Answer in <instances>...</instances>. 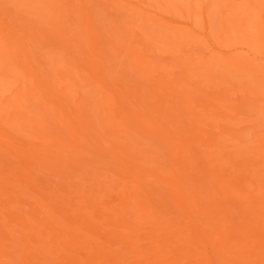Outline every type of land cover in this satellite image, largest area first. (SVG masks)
Listing matches in <instances>:
<instances>
[{
  "label": "rangeland",
  "instance_id": "1",
  "mask_svg": "<svg viewBox=\"0 0 264 264\" xmlns=\"http://www.w3.org/2000/svg\"><path fill=\"white\" fill-rule=\"evenodd\" d=\"M18 1L0 264H264V0Z\"/></svg>",
  "mask_w": 264,
  "mask_h": 264
},
{
  "label": "bare ground",
  "instance_id": "2",
  "mask_svg": "<svg viewBox=\"0 0 264 264\" xmlns=\"http://www.w3.org/2000/svg\"><path fill=\"white\" fill-rule=\"evenodd\" d=\"M21 1H24V0H21ZM21 1H18V2H21ZM162 1H163V0H162ZM29 2H30V1H29ZM33 3H34V2H33ZM16 4H17V1H16ZM28 4H30V3H28ZM43 4H44V7H45V5H46L45 2H44ZM18 5H19V4H18ZM18 5H17V6H18ZM50 5H51V4H50ZM53 5H54V3H53ZM249 5H251V2H249ZM26 6H27V5H26ZM29 6H31V4H30ZM32 6H33V5H32ZM32 6H31V7H32ZM171 6H172V4H171ZM19 7H20V6H19ZM31 7H30V8H31ZM44 7H43V8H44ZM51 8H52V7H51ZM26 9H27V7H26ZM49 9H50V8H49ZM166 9H167V8H166ZM30 10H31V9H30ZM38 10H39V9H38ZM44 10H46V8H45ZM167 10H168V9H167ZM250 10H251V9H250ZM39 11H40V10H39ZM42 11H43V10H42ZM178 12L181 13L180 10H178ZM188 12H191V10H189ZM242 12H243V11H242ZM41 13H42V12H41ZM14 14H15V13H14ZM29 15H30V14H29ZM240 15H241V14H240ZM41 17H43V16L41 15ZM252 17H253V16H252ZM254 17H255V16H254ZM9 18H10V17H9ZM11 20H12V19H11ZM236 20H237V19H236ZM42 21H43V20H42ZM168 21H170V20H168ZM257 21H258V20H257ZM11 22H12V21H11ZM234 23H235V22H234ZM250 23H251V22H250ZM239 25H240V24H239ZM258 25H259V24H258ZM254 27H255V26H254ZM179 28H180V27H179ZM234 28H235V27H234ZM257 28H258V26H257ZM234 30H235V29H234ZM7 34H8V33H7ZM78 37H79V36H78ZM147 39H148V38H147ZM214 39H215V38H214ZM126 40H127V39H126ZM148 41H149V40H148ZM256 41H257V40H256ZM205 45H206V44H205ZM166 52H167V51H166ZM176 52H177V51H176ZM129 55H130V54H129ZM130 56H131V55H130ZM60 60H61V59H60ZM186 60H187V59H186ZM226 62H227V61H226ZM112 63H113V62H112ZM124 63H125V62H124ZM238 65H239V64H238ZM121 67H122V66H121ZM124 67H126V66H124ZM238 67H239V66H238ZM126 68H127V67H126ZM134 68H135V67H134ZM134 68H133V69H134ZM242 68H243V67H242ZM135 69H136V68H135ZM232 69H233V68H232ZM238 69H239V68H238ZM71 70H72V69H71ZM233 70H234V69H233ZM244 70H245V69H244ZM133 71H134V70H133ZM133 71H132V72H133ZM139 72H140V71H139ZM236 72H237V69H236ZM240 73H241V72H240ZM137 74H138V73H137ZM137 74H136V75H137ZM236 75H237V74H236ZM252 76H253V75H252ZM79 77H80V76H79ZM81 79H82V78H81ZM257 84H258V83H257ZM259 85H260V84H259ZM207 87H208V86H207ZM175 88H176V86H175ZM192 96H193V95H192ZM180 98H181V97H180ZM52 119H53V118H52ZM37 129H38V128H37ZM155 131H157V130H155ZM44 156H45V155H44ZM257 229H258V228H257ZM248 247H249V246H248ZM251 262H252V261H251Z\"/></svg>",
  "mask_w": 264,
  "mask_h": 264
}]
</instances>
